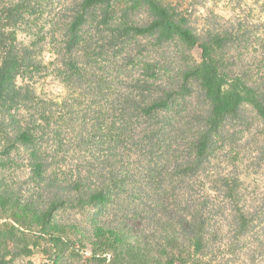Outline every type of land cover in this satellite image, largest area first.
Masks as SVG:
<instances>
[{"label":"trees","instance_id":"obj_1","mask_svg":"<svg viewBox=\"0 0 264 264\" xmlns=\"http://www.w3.org/2000/svg\"><path fill=\"white\" fill-rule=\"evenodd\" d=\"M248 172L264 175V20L0 0V264H257Z\"/></svg>","mask_w":264,"mask_h":264},{"label":"rangeland","instance_id":"obj_2","mask_svg":"<svg viewBox=\"0 0 264 264\" xmlns=\"http://www.w3.org/2000/svg\"><path fill=\"white\" fill-rule=\"evenodd\" d=\"M68 0H55V3H64ZM174 6H178L181 10L189 12L191 20L200 25L203 16L208 12L214 14H221L223 16H231L233 12L240 16H245L250 20L261 19L264 20V0H166ZM193 57L199 61L201 59V51L198 48L193 50ZM45 91H49L55 96H62L64 90L60 84L52 79H49ZM252 113V112H250ZM253 114V113H252ZM247 163V162H245ZM263 172L258 174L247 173L244 177L245 183L250 190L256 194L264 193V175ZM42 258L40 256L34 257V264H41ZM257 264H264L259 261Z\"/></svg>","mask_w":264,"mask_h":264}]
</instances>
